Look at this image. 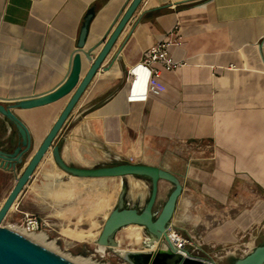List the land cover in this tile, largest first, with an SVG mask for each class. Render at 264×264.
Returning a JSON list of instances; mask_svg holds the SVG:
<instances>
[{
  "label": "crops",
  "instance_id": "crops-1",
  "mask_svg": "<svg viewBox=\"0 0 264 264\" xmlns=\"http://www.w3.org/2000/svg\"><path fill=\"white\" fill-rule=\"evenodd\" d=\"M131 2L0 0V102L52 92L68 78L78 52L82 79L92 64L85 52L96 47L91 54H99ZM175 29L183 43L172 46L171 54L181 66L154 79L159 94L130 98L129 71L152 44L175 37ZM70 96L14 110L33 137L28 160ZM18 141L15 126L0 115V148L13 151ZM55 143L70 165L125 159L169 170L183 184L171 229L179 232L192 220L204 227L202 240L211 248L256 245L264 234V0H142ZM41 163L15 208L32 197ZM16 171L0 166L1 173ZM163 182L173 186L161 180L159 197ZM199 207L203 214H194ZM69 230L89 236L64 234L67 246L97 243L101 233Z\"/></svg>",
  "mask_w": 264,
  "mask_h": 264
},
{
  "label": "water",
  "instance_id": "water-1",
  "mask_svg": "<svg viewBox=\"0 0 264 264\" xmlns=\"http://www.w3.org/2000/svg\"><path fill=\"white\" fill-rule=\"evenodd\" d=\"M142 0H132L121 16L113 32L106 40L99 54L93 58L92 52L96 47L85 52L91 67L81 79L83 60L78 52L73 61L72 70L68 78L52 92L34 98L20 100L12 104L0 102V115L13 124L18 131V145L13 151L0 148V166L5 170H17L24 164V170L18 176L16 184L0 207V264H78L77 262L33 241L10 228L2 225L15 206L20 194L34 175L37 167L45 156L52 152L53 159L60 169L80 178H107L137 176L150 179L151 192L147 203L141 209L136 206H126L123 194L118 204L107 215L103 228L96 242L99 247L113 248L130 264H218L216 260H204L194 256L189 250L187 254L179 250L171 236L169 229L175 213L177 202L183 192V184L174 173L159 166L135 162H123L112 165L82 167L68 164L62 157L59 144L55 143L59 132L69 118L87 87L102 67L105 59L113 49L119 36L133 17ZM94 12L91 11L85 18L78 48L84 51ZM70 99L60 112L43 142L34 151L28 161L27 157L33 152L34 141L26 123L14 112L17 108L30 109L54 103L68 95ZM161 180L173 184L161 211L155 213L159 199V183ZM138 225L145 229L149 239L144 242L145 250L126 249L118 250L120 243L116 239L117 232L124 227ZM233 264H264V243L252 248L243 257L237 258Z\"/></svg>",
  "mask_w": 264,
  "mask_h": 264
},
{
  "label": "rangeland",
  "instance_id": "rangeland-1",
  "mask_svg": "<svg viewBox=\"0 0 264 264\" xmlns=\"http://www.w3.org/2000/svg\"><path fill=\"white\" fill-rule=\"evenodd\" d=\"M28 158L25 161H28ZM123 162L134 161L125 159H99L93 165H112ZM24 167V164L20 165L17 171L12 174L0 172V207L16 183L18 176L21 175ZM31 184L35 186L32 189V197L24 207H13L2 223L4 227L20 233H26L20 227L24 222L26 214H36L44 220L42 232L36 234H43L46 237L44 243L48 245L53 244L52 247L59 254L76 262L84 258L96 264H130L121 257L116 249L107 248L105 251H99L98 244L91 239L79 242L76 245L72 243V245L67 246L64 241V238H66L64 234L68 236H73L74 234L75 236L73 237L78 239L89 236V233L83 231H80L81 235L77 236L78 231L69 230L77 226L91 231L94 235L100 233L107 215L118 204L121 194H123L124 205L136 206L143 209L151 192L150 179L137 176L107 178L73 177L60 169L54 162L53 157L49 155L42 161L41 169ZM165 184L164 182L162 183L157 214L161 211L173 189V186L168 189ZM135 187H138L139 191L136 192ZM208 209L209 206L206 210ZM212 209L215 208L212 206ZM204 210L203 207H199L193 213L196 215H199V213L203 214ZM194 224L192 220L187 221L186 226L179 229V232L184 237H196V239L202 242L204 227L202 225L195 227ZM140 231L142 235L141 241L133 236L132 232H134V229L131 225L121 228L116 234V239L120 243L119 248L124 250L128 248L145 250L144 242L149 239V235L142 227ZM263 242L264 234L257 240L256 245ZM198 244H196V247ZM247 249L245 247L224 249L220 246H215L207 248L206 252L219 261V264H233L235 259L245 255ZM192 254L194 256L208 257L205 252L196 248H192Z\"/></svg>",
  "mask_w": 264,
  "mask_h": 264
},
{
  "label": "built area",
  "instance_id": "built-area-1",
  "mask_svg": "<svg viewBox=\"0 0 264 264\" xmlns=\"http://www.w3.org/2000/svg\"><path fill=\"white\" fill-rule=\"evenodd\" d=\"M172 34L175 37L152 44L144 53L142 61L129 71L132 76L130 98L146 99L151 94H159L160 90L154 84V79L160 78L165 72L181 66V63L172 56L171 48L174 45H181L183 40L177 29ZM142 73L145 74L143 79ZM43 225L44 220L40 216L27 213L20 227L29 233H39L42 232ZM170 231H172L171 238L175 246L184 254H187L184 249L192 253V248H196L197 243H199L197 247L204 244L203 240L200 242L196 237H184L180 232L171 228ZM253 247H249L245 253H248Z\"/></svg>",
  "mask_w": 264,
  "mask_h": 264
},
{
  "label": "bare ground",
  "instance_id": "bare-ground-1",
  "mask_svg": "<svg viewBox=\"0 0 264 264\" xmlns=\"http://www.w3.org/2000/svg\"><path fill=\"white\" fill-rule=\"evenodd\" d=\"M135 191L137 192V191H139V188L137 187H135ZM135 196V195H134ZM131 227L134 229V232H132L133 233V236H135L139 241H141L142 240V235H141V226H138V225H131ZM14 232H16V233H19V234H21V235H23V236H25V237H27V238H30V239H32L33 241H35V242H37V243H39V244H42V245H44V246H46V247H48L49 249H51V250H54L55 251V249L52 247V245H48V244H45L44 242H45V239H46V237L42 234V235H38V234H36V233H29V232H26V233H20V232H17V231H14ZM68 232V231H67ZM75 232V231H74ZM72 233V232H71ZM169 233V235L170 236H172V231H170V232H168ZM78 235H81L80 234V232L78 231L77 232V236ZM73 236H75L74 234H73ZM99 247V246H98ZM118 250H123V249H121V248H117ZM106 249L104 248V247H99V251H105ZM76 262V261H75ZM77 263L78 264H96V263H94V262H91V261H89V259H84V258H82V259H80L79 261H77Z\"/></svg>",
  "mask_w": 264,
  "mask_h": 264
},
{
  "label": "flooded vegetation",
  "instance_id": "flooded-vegetation-1",
  "mask_svg": "<svg viewBox=\"0 0 264 264\" xmlns=\"http://www.w3.org/2000/svg\"><path fill=\"white\" fill-rule=\"evenodd\" d=\"M5 150V149H4ZM159 200V199H158ZM157 205H158V202H157ZM157 205H156V207H155V213H157ZM257 243V242H256ZM264 243V242H263ZM263 243H261V244H263ZM257 245H255L254 247H256ZM211 248V246H207V245H205V244H203L202 246H199V247H196V249H198V250H201V251H203V252H205L208 256L210 255V253H208V252H206V249L207 248ZM253 247V248H254ZM247 253H245V255H246ZM196 257H200V256H196ZM243 257V256H242ZM200 258H202V259H206V257H200ZM236 260V259H235ZM233 263H234V261H233Z\"/></svg>",
  "mask_w": 264,
  "mask_h": 264
}]
</instances>
